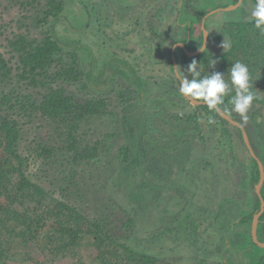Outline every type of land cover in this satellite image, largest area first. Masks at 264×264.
Masks as SVG:
<instances>
[{
  "label": "flooded vegetation",
  "instance_id": "1",
  "mask_svg": "<svg viewBox=\"0 0 264 264\" xmlns=\"http://www.w3.org/2000/svg\"><path fill=\"white\" fill-rule=\"evenodd\" d=\"M242 1L0 0L4 13L7 9L8 12L15 11L16 15L14 21H9L0 10V54L9 61L12 72H21L17 65L19 57L15 58V54L7 49V39L23 37L30 46L26 50H35L47 42L55 46L47 60L36 68L39 82L30 89L38 103L46 100L60 103L61 108L52 114V119L44 120L39 115L33 118L37 127H33L30 137L46 146L49 155L60 146L67 148L69 141L62 143V135L74 132L85 119L102 113L114 100L113 93H135L140 105L147 99L145 94L149 101L154 98L152 103L148 102L153 117L148 115L147 119H143V122L145 119L148 122L147 130L142 133L138 144L144 142L143 139L157 136L147 133L159 122L166 136L160 134L155 138L163 137L165 141L171 139L172 142L159 151L166 165L161 181L165 186L163 189L159 186L160 193L157 195L162 198L159 203L164 217L163 230L171 231L170 237L164 232L161 239L163 259L174 253L177 264H264V248L253 243L251 237L252 218L260 206L255 192L259 173L257 167L258 176L255 175L256 161L244 143L243 132L262 166L264 160L255 153L248 139V126L232 113L228 116L238 126L205 108V105L194 107L179 93L178 82L171 72L174 64L186 67L187 61L204 54L208 60L213 59L209 48L215 38V28L222 26L224 30L226 26L230 27V17ZM217 13L223 14L215 16ZM203 45L201 52L187 55L199 51ZM169 77L173 81L163 85ZM173 84L178 86L181 101L171 104L173 101L168 102L166 96L171 93L168 89L171 90ZM5 86L6 83L0 81V89ZM149 93L154 96L149 97ZM123 104L117 108L125 111L131 106H138L134 101ZM181 106H187L190 112L179 114L177 110L184 109ZM157 112L162 117L172 115L167 125L156 118ZM210 115L223 125L224 138L231 145L230 156L234 161L240 163L237 146H243L247 153L250 164L249 167L246 163L240 164L243 169L240 184L222 183L221 175L215 170L217 162L206 149L195 151L196 154L188 156V159L177 158L183 156L181 152L187 153L192 149L184 148L181 142L189 140L193 147H203L201 142L206 140L215 125L208 123ZM40 131L55 141L38 137ZM52 142L56 147L50 146ZM128 151L124 150V153L130 155L131 151ZM226 154L229 156V152ZM79 156L86 158L87 153ZM176 163L180 166L176 167ZM179 167L181 173L176 170ZM145 172L151 174L150 171ZM38 176L47 181L45 177ZM183 178H186L185 186L181 183ZM247 180L253 185L252 198L245 195ZM154 181L147 175L144 179L146 189L151 190ZM259 192L264 201V194L261 190ZM262 215L256 226V239L264 243ZM204 219L210 223L207 230L198 236ZM169 220H172L170 224ZM172 232L176 234L173 240L177 241L171 244Z\"/></svg>",
  "mask_w": 264,
  "mask_h": 264
},
{
  "label": "rangeland",
  "instance_id": "2",
  "mask_svg": "<svg viewBox=\"0 0 264 264\" xmlns=\"http://www.w3.org/2000/svg\"><path fill=\"white\" fill-rule=\"evenodd\" d=\"M252 7L253 4L250 0H243L239 9L230 17V27L226 26L224 30L222 26L215 28V38L209 51L214 57L213 60L218 63L214 68L206 69V72L209 74L214 71L226 73L227 69L231 67V59L227 56L229 49L223 50L220 45L223 39L232 42L235 21L251 20ZM0 10L3 9L0 7ZM5 11L2 13L7 15L9 21H14L15 11L8 12L7 9ZM222 14L217 13L215 16ZM223 32L225 36H223ZM164 81L163 85L167 86L168 82L173 80L169 77ZM177 88L178 86L173 84L172 89H168V92L171 93L166 97L168 102L173 101L170 102L171 104L181 101ZM253 88L258 99L253 101L247 113V122H243L238 114L234 112L232 114L248 126V139L255 153L264 160V84H253ZM112 95L114 100L107 108L103 109L102 113L85 119L74 132H66L62 135V143H65L66 140L69 141L67 148L63 146L56 148L48 159L42 161L36 169L38 175L46 178L45 183L53 193V196L41 203L40 210L43 211L46 208L49 213L52 211L51 220L53 221L63 218L61 220L76 234L77 244L64 250L61 248L59 236L54 234L42 233L38 240L41 245L47 246L54 252L58 251L57 254L49 258L48 264H79L89 254L98 234L105 240L103 251L109 256L108 260H123L124 263H128L127 260L131 258V261L137 264L139 256L144 255L155 259L157 264H177L174 253L167 255V259H163L161 239L164 232L169 235L171 231L163 230L164 217L161 214V203H159L162 198L157 195L160 193V187L163 189L165 186L163 183L161 184V181L165 175L164 166L166 165L159 151L161 147L164 149L167 145H171V139L165 141L163 137L155 138L160 134L166 136L158 121L159 124L155 128L149 129L147 133L157 136H152L153 138L147 140L143 139L144 142L138 144L142 133L147 130L145 128L148 123L146 119L149 116L153 117V110L148 102L152 103L154 98L149 101L145 94L144 97L147 99H144V104L140 105L135 93L123 95L115 92ZM153 96V93H149V97ZM125 101H134L138 106H131L125 111L119 110L117 106H124ZM181 107L185 110L178 109L179 114L190 112L187 106ZM170 113L172 112L170 111ZM156 114L158 115L156 118L166 125L172 117L171 114L164 117L158 112ZM144 118L146 119L143 122ZM224 130L223 125L216 122L212 126L209 136L201 142L203 147L195 144L196 149L192 146L191 141L187 140L181 142L184 144L183 147L192 149H189L187 153L181 152L183 153L182 157L176 156L188 159V156L196 154L195 151L206 149L210 151V156L217 162H215L217 164L215 170L221 175L222 183L237 185L243 178V169L240 164L246 163L249 167L250 161L241 145L237 146L239 152L237 158L240 163L234 161L230 156L231 145L224 138ZM41 132L44 131L39 133ZM177 135L179 137V134ZM38 137L55 141L53 137L45 135V133H41ZM50 146L56 147V144L52 142ZM152 148H155L156 151ZM150 149L153 151L149 152ZM124 150L127 152L130 150V155L124 153ZM84 152L87 153V157L80 158L79 154H84ZM227 152H229V156L226 154ZM124 162L127 163L124 164ZM175 165L176 167L180 166L177 163ZM176 170L181 173L180 167ZM145 171H150L151 174H147ZM147 175L155 179L151 190L146 189L144 183ZM185 182L186 178H183L181 183L184 186ZM260 190L264 194V180ZM252 192L253 185L247 180L245 195L252 198ZM63 207H67V210L63 212V215L58 214L57 216V209H65ZM65 218H67V222ZM171 221L169 220L168 223L170 224ZM209 223L205 219L202 221L198 236L202 231L207 230ZM174 236L176 234L172 232L173 242L171 241V244L177 241L173 240ZM50 240L53 242L48 243ZM67 242L70 243L71 240H67ZM251 249L254 251V247ZM247 260L249 259L247 258ZM0 264L36 263L26 259L18 239L4 234L0 237Z\"/></svg>",
  "mask_w": 264,
  "mask_h": 264
},
{
  "label": "trees",
  "instance_id": "3",
  "mask_svg": "<svg viewBox=\"0 0 264 264\" xmlns=\"http://www.w3.org/2000/svg\"><path fill=\"white\" fill-rule=\"evenodd\" d=\"M250 1L254 5L255 0ZM7 42V49L15 54V58L19 57L17 65L21 72H12L9 61L0 54V81L6 83L0 89V237L6 234L18 239L29 262L48 264L49 258L58 251L54 252L40 244L38 238L42 233L59 236L64 250L77 244L76 234L61 220L63 218L53 221L52 211L49 213L46 208L40 210L41 203L51 197L52 192L38 176L36 169L42 161L47 160L49 151L40 141L30 137L33 127H37L33 121L35 116L39 115L44 120L52 119V114L61 108L59 101V105L50 100L38 103L30 93V89L35 88L39 82L36 68L47 60L55 46L47 42L35 50H26L30 46L23 37L7 39ZM227 56L233 61L229 60L230 66L236 61L248 66L253 84H264V35L254 27L252 20L235 23ZM201 57L204 59L200 60ZM192 60L187 61V64ZM195 60L205 68L208 67L207 55H201ZM254 169L258 176L255 163ZM63 208L57 209V216L67 210V207ZM261 218L264 219V212ZM65 221H68L67 218ZM52 242L50 240L48 243ZM104 247L105 240L98 234L89 254L79 264H135L131 258L127 260L128 263L108 260ZM137 264L157 262L141 255Z\"/></svg>",
  "mask_w": 264,
  "mask_h": 264
},
{
  "label": "clouds",
  "instance_id": "4",
  "mask_svg": "<svg viewBox=\"0 0 264 264\" xmlns=\"http://www.w3.org/2000/svg\"><path fill=\"white\" fill-rule=\"evenodd\" d=\"M238 3L241 0H237ZM250 18L254 27L264 35V0H255L250 11ZM220 47L230 49V41L223 39ZM201 50H203L201 48ZM218 61L210 59L208 68H214ZM171 72L178 82L179 93L189 99L195 107L197 102L203 104L211 111H219L225 116L232 112L238 114L243 122H247V113L258 97L253 91L248 66L241 62H234L226 73L214 71L211 74L205 71V66L193 59L184 69L180 65L171 68ZM227 77V78H226ZM226 98L227 104L225 103ZM209 124L216 121L208 118Z\"/></svg>",
  "mask_w": 264,
  "mask_h": 264
},
{
  "label": "water",
  "instance_id": "5",
  "mask_svg": "<svg viewBox=\"0 0 264 264\" xmlns=\"http://www.w3.org/2000/svg\"><path fill=\"white\" fill-rule=\"evenodd\" d=\"M233 8V7H231ZM204 48V45L202 46V49ZM202 50L200 49L199 51L197 52H194V53H187V55L189 56H194L196 55L197 53L201 52ZM176 65L174 64V67ZM185 98V97H184ZM187 101H189L188 98H185ZM197 105H204L203 102H197ZM218 113V115L223 118L224 120L228 121L229 123H231L232 125H235V126H238V124L232 120L229 116H225L223 113L219 112V111H216ZM243 139H244V143L245 145L247 146L248 150H249V153L250 155L255 159L256 161V164H257V167H258V173H259V177H258V181H257V184L255 186V192L257 194V196L259 197V201H260V206H259V211L254 214L253 218H252V223H251V237H252V241L253 243H255L256 245H258L259 247H262L264 248V243H261L259 242L257 239H256V226H257V223H258V219L260 217V215L263 213L264 211V201L260 195V187L262 185V182H263V179H264V172H263V166H262V163L254 156L252 150L250 149V146H249V143L247 141V138H246V135L245 133L243 132Z\"/></svg>",
  "mask_w": 264,
  "mask_h": 264
}]
</instances>
